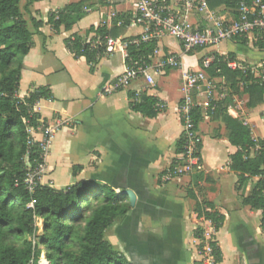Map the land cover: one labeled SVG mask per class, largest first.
<instances>
[{
	"label": "crops",
	"instance_id": "obj_1",
	"mask_svg": "<svg viewBox=\"0 0 264 264\" xmlns=\"http://www.w3.org/2000/svg\"><path fill=\"white\" fill-rule=\"evenodd\" d=\"M78 1L82 3L80 12L72 13L78 17L70 22L69 29L63 24L55 29L47 21L50 12ZM163 2L179 11V0ZM24 5L30 24L33 18L41 25L35 30L31 24L32 45L23 57L18 96L43 85L49 86L53 95L52 100L40 99L33 106L40 124L30 129V134L40 141L43 125L53 126L60 117L71 120L50 140L43 161L45 170H53L55 178L68 173L69 184L93 179L117 193L125 188L135 193L128 214L110 226L112 246L118 242L120 247L115 249L138 264H193L197 245L194 232L202 224L194 210L195 198H205L223 217L216 233L221 252L218 264H264L260 210L241 203L258 177H251L235 190L237 175L228 164L237 147L228 141L224 122L207 112L208 99L203 91L193 92L202 116L197 124L202 169L164 184L158 180L178 152L182 73L199 70L200 59L211 57V53L251 64L264 58L262 48L251 38L240 37L183 53L176 40L164 36L157 41L150 63L154 66L161 56L174 54L179 57V68L158 74L150 71L152 87L140 76L126 88L105 94L103 86L125 69L127 50L122 46L105 50L90 70L83 56L75 57L66 48L65 39L77 34L83 42L93 40L98 26L111 31L107 36L115 39L138 35L141 28L134 21V0H25ZM234 16L233 7L220 4L181 17L192 28L201 29L216 20L230 22ZM206 75L217 83L216 92L223 94L219 102L226 113L247 126L253 140H264V102L251 108L241 84L232 90L223 77L208 70ZM223 82L226 88H222ZM139 89L161 101L163 108L155 117L129 108L128 93Z\"/></svg>",
	"mask_w": 264,
	"mask_h": 264
},
{
	"label": "trees",
	"instance_id": "obj_2",
	"mask_svg": "<svg viewBox=\"0 0 264 264\" xmlns=\"http://www.w3.org/2000/svg\"><path fill=\"white\" fill-rule=\"evenodd\" d=\"M19 2L0 0V264H36L41 253L49 264H138L104 238L105 230L128 214L129 199L121 191L117 193L108 184L93 179H82L63 188L50 184H38L32 192L25 188L23 181L28 170L43 163L39 143L30 134V129H37L40 124L33 106L40 99L52 100L53 95L49 86L43 85L26 96H18L23 57L32 45V32L19 9ZM220 4L233 7L235 0H208L211 7ZM81 5L78 1L50 12L47 21L55 29L61 24L69 29L70 22L78 17L72 13H79ZM31 24L38 30L41 22L32 18ZM95 31L102 40L112 34L104 26H98ZM240 37L243 36L235 38ZM156 44V40L129 44L126 63L141 60L149 64ZM65 46L75 57L83 56L90 70L105 51L103 42L90 47L77 34L66 38ZM211 54L213 59L206 70L223 77L232 90L238 89L241 83L248 94L249 107L264 102L262 85L249 75L227 67L226 61L232 56ZM201 62L202 59L200 65ZM128 97L129 108L143 116L155 117L160 111L161 101L154 96L144 93L135 96L129 92ZM207 112L224 122L228 141L237 147L229 156L228 164L237 175L235 190H240L251 177H258L241 203L260 210V227L264 231V140L254 141L250 129L230 117L219 101ZM191 115L198 124L201 109L195 107ZM180 149L179 138L176 151ZM195 200L197 216L211 219L219 228L223 217L213 210V205L205 198ZM35 216L42 222L39 234H36ZM194 234L197 235L198 230ZM215 254L219 262L218 246Z\"/></svg>",
	"mask_w": 264,
	"mask_h": 264
},
{
	"label": "built area",
	"instance_id": "obj_3",
	"mask_svg": "<svg viewBox=\"0 0 264 264\" xmlns=\"http://www.w3.org/2000/svg\"><path fill=\"white\" fill-rule=\"evenodd\" d=\"M134 2V21L141 28L138 35L127 40L105 36L104 40H102L98 34H95L93 40H85L84 43L90 47H96L103 42L105 50L111 52L116 46H122L127 49L129 44L138 45L142 42L158 41L160 38L168 36L180 44L183 53H189L199 48H213L222 41L243 36L251 38L264 51V0H235V5L233 6L235 16L232 21L222 22L221 20H216L201 29L192 28L190 24L182 20L181 16L191 11L199 13L208 11V0H179V11L167 7L163 0H134ZM155 51L156 49L153 53ZM212 59L213 56L203 59L199 70H188L182 73V94L179 102L181 149L177 152L176 158L170 166L158 176V180L162 184L202 169L200 155L201 137L197 130V123L193 121L191 113L195 107H199L193 97V92L203 91L205 93L208 99L207 109H213L215 104L223 97V94L216 92L217 83L206 75V69L210 66ZM226 65L231 70H239L249 75L252 80L257 81L264 89V58L251 64L228 59ZM179 67V57L174 54L161 56L154 66L152 63L147 64L141 60H131L126 63L123 72L112 83L103 86V92L110 94L115 90L124 89L140 76H143L147 84L152 87L154 81L149 73L150 71L158 74L165 69H176ZM226 87L227 83L223 82L222 88ZM141 94L142 90L139 89L136 91L135 96H140ZM158 107L161 110L163 108L162 103H159ZM70 122V119L60 117L53 126L43 125L42 139L40 141H35L33 138L35 142L39 143L42 151V161L47 153L50 140L57 130ZM257 148L258 145L255 146V149ZM43 170L44 165L42 163L34 169H29L26 173L23 183L29 192H32L38 184H41L38 178ZM201 221L202 224L197 229L198 234L195 235L197 245L196 259L193 264H218L215 254L218 228L209 218L201 216ZM35 226L36 234H39L42 229V222L38 216H35ZM36 264H49L44 253H41Z\"/></svg>",
	"mask_w": 264,
	"mask_h": 264
},
{
	"label": "rangeland",
	"instance_id": "obj_4",
	"mask_svg": "<svg viewBox=\"0 0 264 264\" xmlns=\"http://www.w3.org/2000/svg\"><path fill=\"white\" fill-rule=\"evenodd\" d=\"M24 3H25V0H20V2H19V9H20L21 13L23 15H25L26 19L29 21V18L26 16V14L24 12V8H25ZM28 27H29V29L32 28V26L30 24V21H29V26ZM257 132L260 134L259 130H257ZM52 173H53V170H49L48 171V170H45V167H44V170L39 175L38 181L41 184L57 185V186H59V188H63L66 185H69V179H68L69 175H68V173H65V174L64 173H61L59 175V177L57 176L56 178L53 176ZM72 173L75 176V171L74 170L72 171ZM28 238H30V237H28ZM104 238L106 240H108L109 242H111L113 240L112 237H111V229H110V227L105 230V232H104ZM119 247H120V245L117 242L116 245H115V248H119Z\"/></svg>",
	"mask_w": 264,
	"mask_h": 264
},
{
	"label": "water",
	"instance_id": "obj_5",
	"mask_svg": "<svg viewBox=\"0 0 264 264\" xmlns=\"http://www.w3.org/2000/svg\"><path fill=\"white\" fill-rule=\"evenodd\" d=\"M121 194L126 196L129 199L130 206H133L135 203V193L131 189H122Z\"/></svg>",
	"mask_w": 264,
	"mask_h": 264
}]
</instances>
